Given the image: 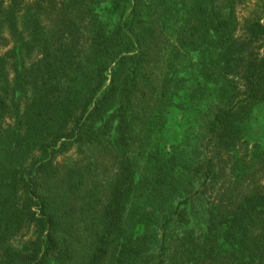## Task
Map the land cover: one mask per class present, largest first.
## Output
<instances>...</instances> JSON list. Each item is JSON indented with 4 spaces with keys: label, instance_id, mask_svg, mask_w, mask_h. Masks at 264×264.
<instances>
[{
    "label": "trees",
    "instance_id": "obj_1",
    "mask_svg": "<svg viewBox=\"0 0 264 264\" xmlns=\"http://www.w3.org/2000/svg\"><path fill=\"white\" fill-rule=\"evenodd\" d=\"M251 1L0 0V264H264Z\"/></svg>",
    "mask_w": 264,
    "mask_h": 264
},
{
    "label": "rangeland",
    "instance_id": "obj_2",
    "mask_svg": "<svg viewBox=\"0 0 264 264\" xmlns=\"http://www.w3.org/2000/svg\"><path fill=\"white\" fill-rule=\"evenodd\" d=\"M26 1L30 2L31 0H26ZM253 3H254V0H252V1L250 2V4H247L246 6L241 7V8L239 9V15H240L239 18H240L241 20H242L243 18L247 17V16L250 14V12H251V6H252ZM261 21H264V19L261 20ZM3 37H4V38L0 41V54L5 53V52L9 49V47H10V43H9V39H8L7 34H6V33H3ZM208 150H209L210 154H212V156L217 154L216 151L212 149L211 145L208 146ZM211 151H212L213 153H212ZM70 153H71V154H70ZM239 153H240V154H243V153H245V150H244V149H240V152H239ZM69 154H70V155L73 154L72 150H71L69 153H67L66 155H63V156L58 157V158H57V161L62 162V161L64 160L65 157L70 156ZM262 182H263V181H262ZM205 193H206L205 196H207L208 193H207V192H205ZM29 236H30L29 231H25V232L23 231L22 234H19V235H18V241H19V240H22V239H27Z\"/></svg>",
    "mask_w": 264,
    "mask_h": 264
}]
</instances>
